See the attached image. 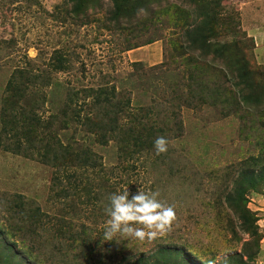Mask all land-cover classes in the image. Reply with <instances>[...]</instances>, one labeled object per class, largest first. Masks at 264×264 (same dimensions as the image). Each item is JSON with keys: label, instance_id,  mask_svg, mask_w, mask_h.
<instances>
[{"label": "rangeland", "instance_id": "obj_1", "mask_svg": "<svg viewBox=\"0 0 264 264\" xmlns=\"http://www.w3.org/2000/svg\"><path fill=\"white\" fill-rule=\"evenodd\" d=\"M91 1L75 13L69 0H0V264L237 262L251 239L224 196L243 171L262 172L264 103L234 113L218 51L235 44L264 80V0ZM23 77L26 95L9 99ZM26 100L37 119L66 120L65 145L98 165L55 169L39 145L6 151L3 111ZM96 115L123 127L104 138ZM139 121L146 140L123 142ZM159 136L170 142L162 154ZM139 185L174 206L171 227L150 241H105L108 194ZM246 193L261 238L254 264H264V182Z\"/></svg>", "mask_w": 264, "mask_h": 264}, {"label": "trees", "instance_id": "obj_2", "mask_svg": "<svg viewBox=\"0 0 264 264\" xmlns=\"http://www.w3.org/2000/svg\"><path fill=\"white\" fill-rule=\"evenodd\" d=\"M69 1L71 4H74V10H76L75 13H77L82 7L85 8V6H90L92 2L91 0ZM112 2L115 4L114 7L118 9L119 5L117 1L112 0ZM117 13H120V11H117ZM218 56L220 60H223L227 66V75L231 76L232 78V80L230 81L232 85L225 90L232 97V99H234V105L238 107V109H236L234 113H240L243 107L249 106L248 104H250L251 106H262V104L264 103V80L258 81L257 73L251 68L243 52L239 50L234 44L233 46H223L222 49L218 51ZM211 70L221 73V71L217 69L212 68ZM26 80V77H23L21 79H13L11 81L10 87L12 83L13 85H15V87L13 88V92L18 86H20V89H18L17 93H13L11 91V96L9 97V99H17L26 95L25 90L28 86ZM23 102L25 104L23 108H6V110L3 111V134L14 139L13 147L8 145L4 146V149L6 151L18 153L22 150V144H26L27 147L30 148H35L36 145H39L38 150L42 151L37 153L38 160L41 163L51 166L55 169H58V167L61 166L69 169L82 168L83 166L94 168L98 165L97 161L95 162L93 159H91L92 156L87 148L81 150H78V148H76L75 150V148L70 144L65 145V143L61 139L60 132H62L63 126L66 124V120L62 119L59 121L58 115H51L43 119L39 117V119H37L35 110L28 113L25 112V108L29 104H31L30 101L26 100ZM239 105H243L242 108H240ZM185 106L191 105L187 103V105ZM257 112H259V110H257ZM90 117V124L92 122L96 123L97 125L95 130H99L100 133L104 132L102 135V137L104 138L107 137V134L119 131L123 127L118 124L117 120L106 123L105 121H102V118H99L98 115H96L95 118ZM56 123L58 125H56ZM140 126H143L140 121L136 124H133L134 128H130V132H128V134L127 132L124 133L123 142L129 141L130 138H135L133 139L134 142L137 140H146L144 134H142V129L137 131ZM155 136L156 135L154 134L153 138H155ZM45 139L47 140L45 141ZM129 146L130 144L127 143L124 145V147H122L121 150L123 154L129 153ZM149 150L150 146H143L141 147V150L139 152L143 153ZM122 158L126 159L124 157ZM263 182L264 163L262 164V172L259 174V176L254 175L252 172L243 171L241 173V178L238 179V181H236L235 183L236 189L232 190L231 193L224 196L229 206L234 209L235 213L241 215V229L243 233H247L251 239L250 241L245 242L243 255L237 256L238 261L232 264H254V258L259 253V242L261 241V238L259 235L258 227L255 225L257 223V219L253 217L251 211L246 207V192L256 189ZM244 257L247 258L246 262L243 261ZM124 264H151V261L141 258L138 261L133 262L132 260H124ZM162 264L184 263L181 262L176 256L172 262L166 261Z\"/></svg>", "mask_w": 264, "mask_h": 264}, {"label": "clouds", "instance_id": "obj_3", "mask_svg": "<svg viewBox=\"0 0 264 264\" xmlns=\"http://www.w3.org/2000/svg\"><path fill=\"white\" fill-rule=\"evenodd\" d=\"M169 141L164 136L153 142L157 154L167 152ZM107 217L102 231L105 241L119 239L152 240L167 232L175 218L173 205L164 202L156 190L139 185L135 192L129 187L108 194L104 208Z\"/></svg>", "mask_w": 264, "mask_h": 264}, {"label": "crops", "instance_id": "obj_4", "mask_svg": "<svg viewBox=\"0 0 264 264\" xmlns=\"http://www.w3.org/2000/svg\"><path fill=\"white\" fill-rule=\"evenodd\" d=\"M138 52H143L142 50L141 51H138ZM139 53V54H140ZM145 56V58L144 59H146V61H148V62H150V60H152V57H150V55H144ZM157 63H159V61L158 60H155L152 64H157Z\"/></svg>", "mask_w": 264, "mask_h": 264}]
</instances>
